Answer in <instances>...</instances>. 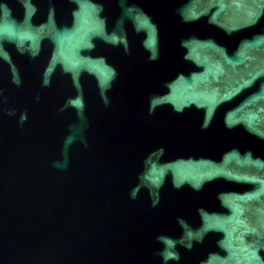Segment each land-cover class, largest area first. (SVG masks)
Returning a JSON list of instances; mask_svg holds the SVG:
<instances>
[{"label":"water","instance_id":"water-1","mask_svg":"<svg viewBox=\"0 0 264 264\" xmlns=\"http://www.w3.org/2000/svg\"><path fill=\"white\" fill-rule=\"evenodd\" d=\"M0 264H264V0H0Z\"/></svg>","mask_w":264,"mask_h":264}]
</instances>
